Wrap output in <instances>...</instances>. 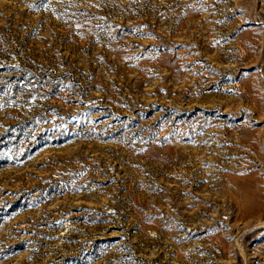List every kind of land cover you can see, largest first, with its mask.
I'll use <instances>...</instances> for the list:
<instances>
[{"label": "rangeland", "instance_id": "rangeland-1", "mask_svg": "<svg viewBox=\"0 0 264 264\" xmlns=\"http://www.w3.org/2000/svg\"><path fill=\"white\" fill-rule=\"evenodd\" d=\"M0 264H264V0H0Z\"/></svg>", "mask_w": 264, "mask_h": 264}]
</instances>
